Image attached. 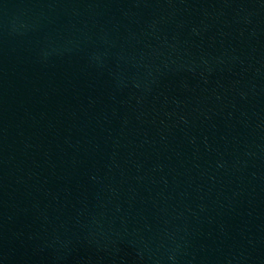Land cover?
Instances as JSON below:
<instances>
[{
    "label": "water",
    "instance_id": "95a60500",
    "mask_svg": "<svg viewBox=\"0 0 264 264\" xmlns=\"http://www.w3.org/2000/svg\"><path fill=\"white\" fill-rule=\"evenodd\" d=\"M0 264H264V0H0Z\"/></svg>",
    "mask_w": 264,
    "mask_h": 264
}]
</instances>
